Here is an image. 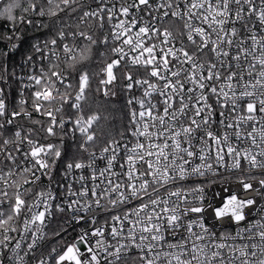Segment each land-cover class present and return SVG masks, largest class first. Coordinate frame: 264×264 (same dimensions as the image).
<instances>
[{
    "label": "snow or ice",
    "instance_id": "6c2138e0",
    "mask_svg": "<svg viewBox=\"0 0 264 264\" xmlns=\"http://www.w3.org/2000/svg\"><path fill=\"white\" fill-rule=\"evenodd\" d=\"M94 3L0 7V264H264V0ZM65 11L85 27L45 23ZM23 27L53 35L29 45L17 79ZM99 46V71L79 70ZM93 76L96 93L125 94L128 121L99 153L87 145L100 116L82 106ZM57 214L84 226L36 260Z\"/></svg>",
    "mask_w": 264,
    "mask_h": 264
},
{
    "label": "trees",
    "instance_id": "16d2710c",
    "mask_svg": "<svg viewBox=\"0 0 264 264\" xmlns=\"http://www.w3.org/2000/svg\"><path fill=\"white\" fill-rule=\"evenodd\" d=\"M6 0H2V4ZM81 12L77 11L75 14L65 11L63 14L58 15L54 20H49L45 18V23L52 25L53 30L64 27L66 30L79 28L83 29L85 26L79 23V16ZM10 27V24L5 22L0 18V32L6 31ZM21 32V45L18 49L10 50L9 64L15 66L17 79L21 71H24L21 68L22 58L25 57V50L29 47L30 44L35 43L37 40L43 42L46 37L53 35V31H49L41 27L36 29L34 27H23L20 29ZM5 45L0 44V48H3ZM107 48L103 46L95 47L92 52L91 59L84 61L83 65H77L81 71H89L90 73H96L99 71V62L101 60L107 59V57H101V52H107ZM134 71V69H126ZM12 91L15 93L18 85L12 83ZM96 78L93 76V85L92 89L86 93V99L82 101V106L86 115L92 113H97L100 116V120L93 126V130L97 134V140L94 144H91L93 148L102 147L104 142L108 138H116L118 133L123 130L124 125L127 124V115L126 109L124 108L125 94L119 93L117 97L105 98L102 93L95 92ZM26 95L28 93L26 92ZM38 118V117H34ZM23 122V121H22ZM55 143H59L58 140H53ZM66 142L68 143L69 140ZM66 145V144H65ZM66 147V146H65ZM67 148V147H66ZM69 149V148H67Z\"/></svg>",
    "mask_w": 264,
    "mask_h": 264
},
{
    "label": "built area",
    "instance_id": "2783aa9c",
    "mask_svg": "<svg viewBox=\"0 0 264 264\" xmlns=\"http://www.w3.org/2000/svg\"><path fill=\"white\" fill-rule=\"evenodd\" d=\"M83 2H84L85 5H89L90 4V5H92L93 8L95 7L94 0H83ZM1 3H2V0H0V6H1ZM85 10H88L87 7L85 8ZM81 15H82V13H81ZM89 23H91V22H89ZM179 27L180 26L178 24H175V25H173V30L174 31H178ZM104 32H107V25H106V27L104 29ZM104 32H101L98 29H93L94 38L95 37H99L102 40ZM177 46H179L178 42H177ZM29 52H30V49H29V47H27L26 50H25V56L28 55ZM37 59H38V57H37ZM134 70L136 71V69H134ZM26 74L27 73H26L25 70L21 71L20 74H19V77L23 76V75H26ZM12 86L13 85L11 84L10 85L11 89H12ZM15 93L13 92V95H15ZM25 95H26V92H25ZM68 128H71V124L68 125ZM65 139L67 141L69 140L68 143L66 142L65 146L67 148H69V149H74V150L77 151L78 144H74L73 143L72 137L69 135ZM76 139H77L78 142L82 140V138L80 137L79 133L76 134ZM53 143H55V142H53ZM87 147L89 148V151L95 150L97 153H99V149L101 148V147L93 148V147H91V145H87ZM0 159H2V156H0ZM225 175H227V173H225ZM57 179H59V173H57ZM235 180H236V177L232 176L231 180H230V183L235 185ZM221 183H223V181H220L215 187L211 188L209 190V192H208V195L211 196L212 191L219 192L221 190L220 189V184ZM239 194L240 195H245V193L242 192V191ZM248 195H255V194L250 192V193H248ZM257 203L259 204V198L258 197H257ZM67 219L68 218L66 216H63L62 214H57L53 219H51V220L46 222L45 232H46L47 235L45 236V238L43 240H39L38 241L37 248H36V253H37L36 260L39 259V253H40L42 248H46V250H50L51 247L57 245L58 242H62V241H60L59 237H56L54 235V233L61 232L62 228L63 229H67V235H64L63 233H61V235L63 236L64 239H71L72 237H74L76 235V233H78L80 231V228L84 226L83 224L76 225V224L72 223L71 221H68L66 223L65 221ZM230 230L234 231V229H230ZM13 236L16 239H19V237L16 236L15 234H13ZM30 239L31 238L29 237V239L27 241H25V244H24L25 247H26L27 242H30ZM21 255H23V253H21ZM25 259L29 261V264H36V261L31 259V254H30L29 257H26Z\"/></svg>",
    "mask_w": 264,
    "mask_h": 264
},
{
    "label": "rangeland",
    "instance_id": "374dc122",
    "mask_svg": "<svg viewBox=\"0 0 264 264\" xmlns=\"http://www.w3.org/2000/svg\"><path fill=\"white\" fill-rule=\"evenodd\" d=\"M68 152H69L70 154H77V151L74 150V149H68Z\"/></svg>",
    "mask_w": 264,
    "mask_h": 264
}]
</instances>
